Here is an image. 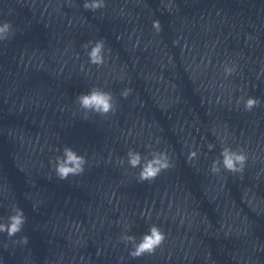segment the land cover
<instances>
[{"label":"water","instance_id":"1","mask_svg":"<svg viewBox=\"0 0 264 264\" xmlns=\"http://www.w3.org/2000/svg\"><path fill=\"white\" fill-rule=\"evenodd\" d=\"M103 38L93 87L117 110L84 119L88 163L69 178L49 264H264V0H111ZM224 146L248 154L243 173L210 172ZM129 149L173 166L137 183ZM151 224L164 243L131 258L121 235Z\"/></svg>","mask_w":264,"mask_h":264},{"label":"clouds","instance_id":"2","mask_svg":"<svg viewBox=\"0 0 264 264\" xmlns=\"http://www.w3.org/2000/svg\"><path fill=\"white\" fill-rule=\"evenodd\" d=\"M105 7V0H85L83 4L85 10L93 12ZM153 27L159 32L161 30L160 22L158 20L153 21ZM13 35L14 28L11 21L5 20L0 22V42L10 40ZM105 43V39L100 38L82 44V48L87 50L88 62L91 65L99 67L103 66L105 63ZM81 70H83V66H81ZM223 72L225 77L231 76L236 72V67L229 66V64L225 63L223 65ZM260 74L264 75V69H262ZM131 91L130 88H124L120 92V96L127 99ZM74 102L83 112L85 120L89 118V114L107 117L110 113L114 114L117 110V104L113 94L98 87H93L87 92L78 94L75 97ZM239 103L240 100L238 99L237 104ZM260 104L261 100L259 98L250 96L244 101V110L250 112L253 108L259 107ZM208 148L211 151L214 148V145L209 144ZM58 151L60 150L58 149ZM126 157L127 164L131 168L140 169L137 175V183L154 181L162 171L173 166L169 156L163 151H153L148 155H142L138 151L129 149L126 153ZM195 158H197V152L191 151L188 159L192 160ZM248 159V154L244 149L233 150L229 146H224L220 153V158L213 160L210 166V172L213 175L219 174L222 165L223 170L225 171L233 174L243 173ZM51 163L56 177L60 180H67L70 176L82 175L85 172V166L88 161L84 155L78 154L75 149L66 145L62 149V154L56 156ZM118 163L123 165L125 160L119 158ZM142 215L144 214L142 213ZM148 218H150V216ZM26 223L27 216L24 210L18 206H14L12 207L10 214L7 216L6 221L0 222V234H6L7 238L11 239L22 232ZM165 239V232L157 224H151L148 231L144 233L139 240H137L135 235L125 234L120 237V241L125 245H132L131 250L129 251V256L133 259L142 257L146 254H155L156 250L161 247ZM13 243L27 245L29 243V238L27 235H24L21 236L18 241H13ZM5 248H7L6 244Z\"/></svg>","mask_w":264,"mask_h":264}]
</instances>
